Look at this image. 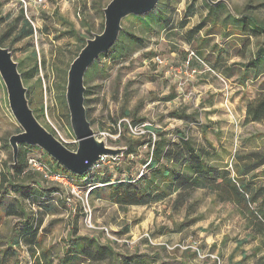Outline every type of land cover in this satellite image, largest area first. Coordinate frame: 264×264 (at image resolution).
<instances>
[{
  "label": "rangeland",
  "instance_id": "374dc122",
  "mask_svg": "<svg viewBox=\"0 0 264 264\" xmlns=\"http://www.w3.org/2000/svg\"><path fill=\"white\" fill-rule=\"evenodd\" d=\"M26 1L27 7L20 0H0V40L12 50L19 72L25 74L23 83L35 117L76 151L66 99L68 73L87 41L103 33L104 10L112 0H45L43 5ZM225 1L221 19L213 27L207 21V0L161 1L152 12L122 21L114 54L100 55L84 81L87 117L96 139L123 150L119 156L104 157L97 175L117 181L146 174L147 145L137 144L156 138L147 130L154 127L172 139L181 130L200 144L209 142L216 166L231 170L242 181L252 179L253 174L239 176L237 170L245 164L240 158L253 152L264 155V126L245 123L247 105L264 89V66L257 73L247 67L264 37L243 35L232 16L251 15L263 23L264 0ZM24 19L33 23L35 33L15 40ZM12 27L13 33L2 39ZM175 111L185 112L188 119L172 118ZM125 113L130 116L124 118ZM20 131L0 76V162L9 160L12 148L7 144ZM131 145L137 153L127 155ZM44 154L42 149H29L27 158L34 155L61 171ZM263 171L264 167L254 173L260 179L256 186L264 185ZM61 188L62 199L69 203L54 201L55 213L45 217L41 235L42 248L53 259L69 246L76 226L78 237L95 239L115 254L146 255L157 264L180 260L189 264H257L260 260L264 264V231H257L237 207L218 202L206 191L195 192L179 210L173 207V197L149 207L121 209L108 200L107 185L92 195L83 181L77 194ZM77 202L81 210L74 225L72 204ZM7 222L16 220L0 225L2 237H8ZM0 247L4 250L6 244ZM19 253L22 264H27L28 252L20 249Z\"/></svg>",
  "mask_w": 264,
  "mask_h": 264
},
{
  "label": "trees",
  "instance_id": "16d2710c",
  "mask_svg": "<svg viewBox=\"0 0 264 264\" xmlns=\"http://www.w3.org/2000/svg\"><path fill=\"white\" fill-rule=\"evenodd\" d=\"M161 1L166 2L168 0H159V2ZM206 7L209 14L207 21L211 23V27L218 25L217 23L222 16V9L226 7L225 4L220 3L212 6L207 0ZM143 15L133 16L142 17ZM232 17L236 24L241 27L243 35L255 39L264 37V22H258L251 15ZM14 29V27L10 28L2 39L9 37ZM34 33L35 30L31 21L24 19L15 40L32 37ZM130 37L133 39L134 36L130 35ZM0 45L4 47L2 40H0ZM114 47L115 45L103 55L114 54ZM4 48L9 49L12 53L10 48ZM196 57L198 58L197 55ZM262 66H264V42L257 49L255 58L249 62L247 67L253 68V71L257 73ZM21 75L24 79L25 74L21 73ZM171 100L169 98L167 101ZM129 116V113H125L124 118ZM170 116L179 120L188 119L183 111L172 112ZM245 123H256L264 126V89L256 100L247 105ZM147 130L155 134L156 138L151 136L148 141L137 144V146L147 145L148 149L146 160H143L147 173L137 179L112 181L110 178L97 175L98 170L93 169L83 175H76L58 163L61 171H54L42 163L51 174L66 176L78 187L79 181H83L85 185L89 186L90 195L97 189L106 185L109 186L108 200L121 209L149 207L175 197L173 207L175 210H179L185 207L195 192L203 190L214 195L218 202L230 203L237 207L257 231H264V185H255L256 181H260V179H258V175L254 174L264 167V155L253 152L246 158H240L245 160V164L242 170H237V174L239 176L253 174L249 181H242L240 177L233 176L231 170L215 165L217 159L213 152L214 148L209 142H207L208 146L200 144L193 136L187 135L181 130H176L175 139L170 138V134L162 128L149 127ZM133 145L128 147L127 155L137 153ZM7 147L11 149L10 144H7ZM29 149L41 148L29 144H20L17 162L13 158V153L9 160L0 162V225L5 220H16L14 224L12 222L6 223L9 227L8 237L0 236V244L4 243L7 247L4 257L0 259V264H9L10 259L17 255V249L23 248L27 250L30 257L27 264H81L84 262L157 264L155 260H149L146 255L123 256L115 254L112 248L101 246L95 239L78 237L76 226L70 234V244L65 248L63 256L57 260L53 259L51 252L42 248L41 233H43L45 217L55 213L54 201L59 200L62 205L68 202L62 199L63 189L59 184V186L54 182L50 184V181L42 173L31 168L29 161L34 155L27 158ZM44 155L49 156L46 153ZM39 159L41 161V158ZM262 174L264 175V171ZM59 194L61 198H59ZM97 195L101 196V194ZM78 203L72 204V215L75 217L74 225L78 224L79 219L77 218L81 210ZM128 232L129 228L125 230V233ZM14 264H21L18 256H16ZM257 264L262 263L259 260Z\"/></svg>",
  "mask_w": 264,
  "mask_h": 264
},
{
  "label": "water",
  "instance_id": "95a60500",
  "mask_svg": "<svg viewBox=\"0 0 264 264\" xmlns=\"http://www.w3.org/2000/svg\"><path fill=\"white\" fill-rule=\"evenodd\" d=\"M212 5L226 3L225 0H208ZM159 0H112L104 10L105 27L103 33L88 40L68 73L66 99L70 112L71 125L78 147L70 150L51 132L44 128L35 117L27 98V89L9 49L0 45V76L5 83L10 109L22 132L12 136L10 145L13 158L17 162L19 145L29 144L40 147L58 164L69 172L83 175L104 157H116L123 150L108 147L95 137L85 107V75L99 56L111 49L122 30V21L131 15L146 14L158 5Z\"/></svg>",
  "mask_w": 264,
  "mask_h": 264
},
{
  "label": "built area",
  "instance_id": "2783aa9c",
  "mask_svg": "<svg viewBox=\"0 0 264 264\" xmlns=\"http://www.w3.org/2000/svg\"><path fill=\"white\" fill-rule=\"evenodd\" d=\"M22 2V4L24 5V7H27L29 2H27L26 0H20ZM35 5H43L45 3V0H34L33 1ZM25 10H27V8H24ZM32 23V22H31ZM33 25V23H32ZM36 28L34 27V30ZM191 56H193V58H197L194 52H191L190 54ZM105 158H103L101 161H99L98 163H96L91 169L93 170H99V168L101 167V163L104 161ZM29 164L31 166L32 169L42 173L44 175V177L46 179H48L51 182L57 183L59 184L61 187H64L65 189L70 190L73 194H77V186L74 184V182H72L68 177L63 176V175H59V174H51L47 167L40 161L39 158L33 156L30 161ZM69 203V202H68ZM197 252V254H200L199 250L196 248L195 249Z\"/></svg>",
  "mask_w": 264,
  "mask_h": 264
},
{
  "label": "crops",
  "instance_id": "0c3cea01",
  "mask_svg": "<svg viewBox=\"0 0 264 264\" xmlns=\"http://www.w3.org/2000/svg\"><path fill=\"white\" fill-rule=\"evenodd\" d=\"M246 118V117H245ZM199 191H203V190H199ZM215 197V196H214ZM173 198H175V197H173ZM216 198V197H215ZM159 203H161V202H159ZM223 204V203H222ZM226 204H230V203H226ZM232 205V204H231ZM234 206V205H233ZM235 207V206H234ZM41 235H42V233H41ZM67 246V245H66ZM5 248H7V247H5ZM5 248H4V250H5ZM3 248H1L0 247V259L2 258V257H4L3 255L5 254L4 252L7 250H3ZM14 251H16V249H13ZM21 250H25V251H27L25 248H23V249H21ZM19 251H20V249H17V255L16 256H18L19 257V259H20V253H19ZM3 252V253H2ZM2 253V254H1ZM16 256L14 257V258H11L10 259V262H9V264H14L15 263V258H16ZM62 256H63V254H62ZM62 256H60L59 258H61ZM21 261V260H20ZM182 263H185V264H189V263H187V260H180V261H172L170 264H182ZM21 264H22V262H21Z\"/></svg>",
  "mask_w": 264,
  "mask_h": 264
}]
</instances>
